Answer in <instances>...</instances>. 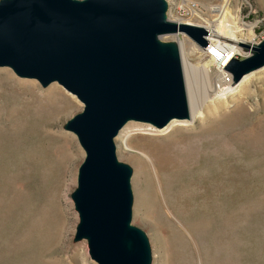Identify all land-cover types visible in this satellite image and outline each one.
<instances>
[{"label": "rangeland", "instance_id": "374dc122", "mask_svg": "<svg viewBox=\"0 0 264 264\" xmlns=\"http://www.w3.org/2000/svg\"><path fill=\"white\" fill-rule=\"evenodd\" d=\"M165 1L168 19L197 25L217 17L211 7L226 4L231 14L217 32L228 45L240 42V59L247 52L243 43L264 38V0ZM159 39L177 46L182 40L196 68L210 59L183 32ZM0 69L11 73H0V264H97L87 240L74 239L79 216L71 194L85 152L65 124L83 103L56 81L42 86L8 66ZM18 79L35 86L25 91ZM206 79L195 72L196 95L206 100L193 122L173 118L178 128L170 134L165 125L131 120L144 124L126 123L115 136L116 157L131 170L130 224L144 231L150 264H264V64L251 69L243 84L211 95ZM51 85L67 100L50 104L43 93ZM139 145L151 147L148 158Z\"/></svg>", "mask_w": 264, "mask_h": 264}, {"label": "water", "instance_id": "95a60500", "mask_svg": "<svg viewBox=\"0 0 264 264\" xmlns=\"http://www.w3.org/2000/svg\"><path fill=\"white\" fill-rule=\"evenodd\" d=\"M165 12V0H0V66L56 81L83 103L65 124L85 152L71 194L74 239L87 240L97 264L151 261L144 231L130 224L131 170L114 138L130 119L163 127L189 117L178 48L159 38L183 32L204 47L207 32ZM252 50L226 65L233 83L264 64V39Z\"/></svg>", "mask_w": 264, "mask_h": 264}, {"label": "bare ground", "instance_id": "6f19581e", "mask_svg": "<svg viewBox=\"0 0 264 264\" xmlns=\"http://www.w3.org/2000/svg\"><path fill=\"white\" fill-rule=\"evenodd\" d=\"M212 12L217 13V17L214 18L213 20H209L207 21V23L205 25H201L198 24V26H202L205 28L206 30V35L204 36V38L206 39V46L201 48V53L202 54H206L210 56V59L207 60L206 62H204L203 64H200L198 66V68H196V66L192 65L190 63V61L188 60L187 55H185L184 50H183V41L179 40L178 43V51H179V55H180V62H181V67H182V72H183V79H184V84H185V91H186V98H187V105H188V111H189V121L193 122V120L195 119V117L197 116V114L199 113V109H202V106L204 105L203 102H205V100H202L201 96L196 95L195 92V88H194V84H193V80L194 76H195V72L196 71H201L202 74L205 75V77L207 78L206 80L208 81V86H209V91H210V95L211 93H217V91H221L222 89H226V87L229 86H233V76L232 74L226 69V65L235 57H237L236 55L238 54L239 50V44L240 42H234V45H228L226 42L225 37L221 36L218 34V30L219 28L224 27V22L228 20V15L231 14L229 13V10L227 8L226 4H220V5H214L213 7H211ZM170 20V19H169ZM170 21H175L176 23H181V21L179 20H170ZM186 23V22H184ZM197 25V24H195ZM226 26V25H225ZM225 31V29H224ZM226 32V31H225ZM248 46L246 47L247 52H246V56H250L253 54V50L252 48L254 46H256L257 44L254 43V41H249L248 43H245ZM239 46V47H238ZM209 49L211 51H209ZM245 56V57H246ZM229 72V73H228ZM0 73L3 74L6 77H10L11 73L7 70V69H0ZM250 74V71L247 72L242 78L241 80H239V84H243V82H245L246 78H248V75ZM2 76V75H1ZM226 76H229L228 78H226ZM4 78V77H3ZM13 78V76H12ZM6 79V78H5ZM11 80V78H10ZM13 80H15L13 78ZM197 81V80H196ZM206 81V82H207ZM7 82V81H6ZM10 82V81H9ZM13 83V81H12ZM11 83V84H12ZM17 83L23 87L26 91L30 90L33 86H35V82L32 80H24V79H18ZM197 83V82H196ZM8 85V84H7ZM13 85V84H12ZM5 86V85H4ZM15 86V85H14ZM9 87V86H8ZM11 88V87H10ZM261 89V88H260ZM259 89V90H260ZM19 90V89H18ZM34 90V89H33ZM20 92V91H19ZM30 92V91H29ZM31 93V92H30ZM247 93V92H246ZM42 94V93H41ZM253 94V92H252ZM254 94H256V90L254 92ZM262 94V93H261ZM33 95V94H32ZM36 95V94H35ZM44 98L51 104L52 102L57 101H63L64 99L67 100V98L65 97V95H63V93L61 92L60 88L57 85H51L47 90L44 91L43 93ZM250 95V94H249ZM248 96V95H247ZM201 99H200V98ZM252 97V96H251ZM263 97V96H262ZM29 98V97H28ZM27 98V99H28ZM33 98V97H32ZM246 98V97H245ZM38 99V98H35ZM43 99V98H42ZM204 99V98H203ZM242 99V98H241ZM41 100V99H39ZM237 101V100H236ZM241 101V100H240ZM260 101V100H259ZM46 102V101H45ZM257 102V101H256ZM264 100L261 99L260 103H263ZM235 103V102H234ZM258 103V102H257ZM41 104V102H40ZM57 104V103H56ZM68 104V103H67ZM240 104V103H239ZM42 105V104H41ZM45 105V104H44ZM66 106V104H64ZM70 105V104H69ZM241 105V104H240ZM35 106V105H34ZM40 106V105H39ZM59 106V105H58ZM238 106V103L236 102V104H234V107ZM254 106V105H253ZM56 106L54 105L53 108H55ZM219 105L215 106V110L219 111ZM245 108V106H243ZM256 107V106H255ZM254 107V108H255ZM264 107V106H263ZM262 107V108H263ZM44 109V107H42ZM49 109V107H47ZM257 108V107H256ZM234 109V108H233ZM241 109L242 106H241ZM45 110V109H44ZM55 110V109H54ZM59 111V110H58ZM237 111V110H236ZM244 111V110H243ZM242 111V113H243ZM263 111V110H262ZM50 112V111H49ZM52 112V111H51ZM68 112V111H67ZM245 112V111H244ZM59 114V113H58ZM227 114V113H225ZM16 116V115H15ZM215 116V115H214ZM221 116V115H220ZM264 116V115H263ZM198 117V116H197ZM222 117H224L222 115ZM132 119L128 120L125 124L126 126H142L144 123H140V122H134L131 121ZM177 120L175 119H171L169 120V122H167V124H165V127L162 130H167L170 129L169 133L172 134L174 131H176V129L178 127H175L173 124L174 122H176ZM196 121V120H195ZM134 122V123H132ZM142 122V121H141ZM200 123V122H199ZM17 124V123H16ZM124 124V125H125ZM24 126V125H23ZM190 134V133H189ZM123 135V134H122ZM65 139L64 140H69V138L66 136L69 135H64ZM72 137V136H71ZM171 137V136H170ZM189 137V136H188ZM192 137V134L191 136ZM181 138V137H180ZM129 139L130 136L128 133H124V135L122 136V143L125 146V148H129ZM157 139V138H156ZM178 139V138H177ZM158 140V139H157ZM168 140V139H167ZM180 140V139H179ZM62 141V139H61ZM67 141V142H68ZM159 141V140H158ZM169 141V140H168ZM187 141V140H186ZM189 141V139H188ZM65 143V142H64ZM71 143V142H70ZM188 143V142H187ZM69 144V143H68ZM159 144V143H158ZM191 144V142H190ZM63 145V144H62ZM66 145V143H65ZM142 145V144H141ZM141 145H139L138 151L140 152L139 154L148 158L146 155V153H148L149 149H146L145 147H140ZM153 145V144H152ZM72 146V145H71ZM150 146V145H149ZM162 146V145H161ZM64 147V146H63ZM69 147V146H68ZM67 147V149H68ZM148 147V146H147ZM167 147V146H166ZM66 148V147H65ZM70 148V147H69ZM74 148V147H71ZM70 148V149H71ZM165 148V147H164ZM65 150V149H64ZM135 150V149H134ZM167 150V149H166ZM172 150V149H171ZM67 151V150H66ZM70 151V150H69ZM75 151V150H74ZM154 151V150H153ZM73 152V151H72ZM166 152V151H165ZM168 152H170L168 150ZM70 153V152H69ZM76 153V152H75ZM153 153V152H152ZM160 154V153H159ZM66 155V153H65ZM76 155V154H75ZM157 156V155H155ZM170 156V155H169ZM168 156V157H169ZM68 157V156H67ZM72 157V155H71ZM154 157V156H153ZM161 157V156H160ZM152 158V157H151ZM67 159V158H66ZM156 158L154 157V159L152 158V160H155ZM158 159V158H157ZM166 159V157H165ZM169 159V158H168ZM12 160V159H11ZM69 160V159H68ZM67 160V161H68ZM149 160V159H148ZM163 160V159H162ZM161 160V163H162ZM71 161V160H70ZM168 161V160H167ZM74 162V161H73ZM151 162V161H150ZM159 162V161H158ZM170 162V161H169ZM168 162V163H169ZM69 163V162H68ZM155 163V162H154ZM158 163V164H161ZM165 164V163H164ZM171 164V163H170ZM174 164V163H173ZM168 167V165H167ZM166 167V168H167ZM161 168V167H160ZM171 168V167H170ZM163 169V168H162ZM172 169V168H171ZM167 170V169H165ZM162 171V170H160ZM166 173V172H165ZM166 176V175H165ZM169 176V175H168ZM166 179V178H165ZM173 179V177L171 178ZM170 179V180H171ZM62 180V179H61ZM175 180V179H174ZM165 183V182H164ZM167 183V182H166ZM169 183V182H168ZM167 183V184H168ZM59 185V184H58ZM165 186V185H164ZM170 191V190H169ZM57 192V191H56ZM59 192V191H58ZM167 192V191H166ZM56 195V194H55ZM59 195V193H58ZM57 195V196H58ZM56 196V197H57ZM60 196V195H59ZM59 198V197H58ZM58 201H60L59 199H57ZM65 200H69V197H66ZM71 200V199H70ZM202 201V200H201ZM197 207V206H196ZM193 209V208H192ZM180 218V217H179ZM192 229V228H191ZM200 232V231H199ZM173 236V235H172ZM182 240V239H181ZM185 243V242H184ZM179 245V244H178ZM181 245V244H180ZM219 263V262H218Z\"/></svg>", "mask_w": 264, "mask_h": 264}, {"label": "built area", "instance_id": "2783aa9c", "mask_svg": "<svg viewBox=\"0 0 264 264\" xmlns=\"http://www.w3.org/2000/svg\"><path fill=\"white\" fill-rule=\"evenodd\" d=\"M186 6H188V4L186 3L185 4ZM190 7H191V9H194V8H196V5L195 4H190ZM264 39V38H263ZM261 41V40H260ZM209 51H211L210 49H209ZM229 76H226V78H228Z\"/></svg>", "mask_w": 264, "mask_h": 264}]
</instances>
